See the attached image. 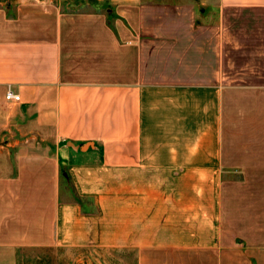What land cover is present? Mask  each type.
<instances>
[{"label":"crops","instance_id":"0c3cea01","mask_svg":"<svg viewBox=\"0 0 264 264\" xmlns=\"http://www.w3.org/2000/svg\"><path fill=\"white\" fill-rule=\"evenodd\" d=\"M95 1L0 9V264H264V0Z\"/></svg>","mask_w":264,"mask_h":264},{"label":"rangeland","instance_id":"374dc122","mask_svg":"<svg viewBox=\"0 0 264 264\" xmlns=\"http://www.w3.org/2000/svg\"><path fill=\"white\" fill-rule=\"evenodd\" d=\"M95 0H73V2L66 3L61 0H0V9H6L10 14L15 15V10L21 6L23 13L28 14L32 12L34 5L44 9L46 5L61 6V10H66V7H76L82 10H92L95 6ZM96 7V6H95ZM10 102V101H9ZM64 166H61L60 185L62 188V196L65 198L77 197L75 191L69 181ZM150 254H159L152 253ZM135 252L129 249L111 248V247H95V246H77L69 249L57 248L54 251L48 250L43 252L40 257L35 255H24L20 257L19 264H71L75 262H88L90 264H130L134 261Z\"/></svg>","mask_w":264,"mask_h":264},{"label":"built area","instance_id":"2783aa9c","mask_svg":"<svg viewBox=\"0 0 264 264\" xmlns=\"http://www.w3.org/2000/svg\"><path fill=\"white\" fill-rule=\"evenodd\" d=\"M4 97L7 101L13 102L19 100V95L14 92L13 87L11 85H7Z\"/></svg>","mask_w":264,"mask_h":264}]
</instances>
